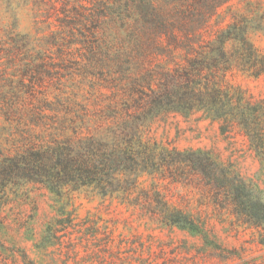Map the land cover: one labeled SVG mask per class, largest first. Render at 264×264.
<instances>
[{"label": "rangeland", "instance_id": "obj_1", "mask_svg": "<svg viewBox=\"0 0 264 264\" xmlns=\"http://www.w3.org/2000/svg\"><path fill=\"white\" fill-rule=\"evenodd\" d=\"M113 2L0 0V154L29 146L33 138L24 139V133L41 109L58 108L42 115L58 119L72 107L73 133L81 119H89L74 111L93 105L108 81L99 49L118 31L117 21L105 17ZM231 20L222 13L219 27ZM260 28L249 38L264 50V23ZM234 82L264 100L263 78L237 76ZM11 106L20 115H9ZM45 127L34 131L41 135ZM142 137L168 150L209 153L264 203V162L236 130L223 134L218 122L199 114L171 113L147 124ZM139 182L143 191L132 208L91 190L58 196L40 184L12 181L7 196H0V264H264V225L243 223L222 208L223 191L195 179L174 181L166 170ZM164 204L201 233L157 221Z\"/></svg>", "mask_w": 264, "mask_h": 264}, {"label": "trees", "instance_id": "obj_2", "mask_svg": "<svg viewBox=\"0 0 264 264\" xmlns=\"http://www.w3.org/2000/svg\"><path fill=\"white\" fill-rule=\"evenodd\" d=\"M263 1L114 0L105 17L117 21L118 31L99 49L108 81L98 88L93 105L74 111L89 119H81L73 133L72 107L58 119L42 116L59 113L58 108L31 116L24 133V139L33 138L29 146L0 154V196L21 180L58 196L91 190L136 208L140 178L166 170L174 181L195 179L223 191L222 208L243 223L264 225V203L230 167L207 152L168 150L142 137L143 128L163 115L199 114L218 122L223 134L236 130L264 162V100L253 99L234 82L237 76L264 79V50L249 38L262 29ZM222 13L232 20L219 27ZM7 113L20 115L12 106ZM36 126H46L41 135ZM163 208L156 217L160 223L201 233L179 210Z\"/></svg>", "mask_w": 264, "mask_h": 264}]
</instances>
